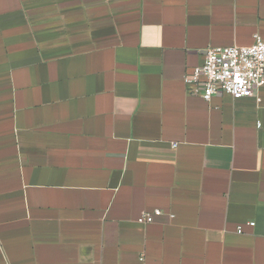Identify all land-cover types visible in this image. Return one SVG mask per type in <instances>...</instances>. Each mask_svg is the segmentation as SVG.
<instances>
[{"label":"crops","instance_id":"obj_1","mask_svg":"<svg viewBox=\"0 0 264 264\" xmlns=\"http://www.w3.org/2000/svg\"><path fill=\"white\" fill-rule=\"evenodd\" d=\"M256 35L264 0H0V264H264V86L184 82Z\"/></svg>","mask_w":264,"mask_h":264},{"label":"built area","instance_id":"obj_2","mask_svg":"<svg viewBox=\"0 0 264 264\" xmlns=\"http://www.w3.org/2000/svg\"><path fill=\"white\" fill-rule=\"evenodd\" d=\"M254 44L249 47L232 46L210 48L205 62L185 77L184 82L189 92L210 102L218 94H227L234 100L253 97L264 86V39L254 37ZM176 146V144L174 145ZM161 211L144 214L138 219L141 224L153 223ZM254 227L255 223H249ZM243 233L241 227L237 231Z\"/></svg>","mask_w":264,"mask_h":264}]
</instances>
